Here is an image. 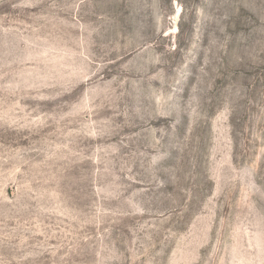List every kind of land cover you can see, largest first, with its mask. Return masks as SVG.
Instances as JSON below:
<instances>
[{
    "label": "rangeland",
    "instance_id": "1",
    "mask_svg": "<svg viewBox=\"0 0 264 264\" xmlns=\"http://www.w3.org/2000/svg\"><path fill=\"white\" fill-rule=\"evenodd\" d=\"M0 264H264V0H0Z\"/></svg>",
    "mask_w": 264,
    "mask_h": 264
}]
</instances>
